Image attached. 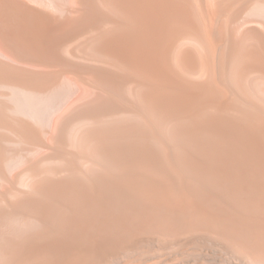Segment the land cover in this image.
Segmentation results:
<instances>
[{
	"label": "bare ground",
	"instance_id": "bare-ground-1",
	"mask_svg": "<svg viewBox=\"0 0 264 264\" xmlns=\"http://www.w3.org/2000/svg\"><path fill=\"white\" fill-rule=\"evenodd\" d=\"M0 264H264V0H0Z\"/></svg>",
	"mask_w": 264,
	"mask_h": 264
}]
</instances>
